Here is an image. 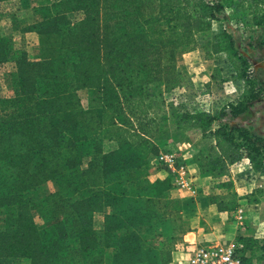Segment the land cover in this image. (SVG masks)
Instances as JSON below:
<instances>
[{
    "label": "trees",
    "instance_id": "trees-1",
    "mask_svg": "<svg viewBox=\"0 0 264 264\" xmlns=\"http://www.w3.org/2000/svg\"><path fill=\"white\" fill-rule=\"evenodd\" d=\"M236 1L51 4L49 15L31 27L39 37L40 58L31 60L25 53L15 57L18 90L0 100V264L12 259L22 264H145L156 258L162 228L179 212V201L167 192L169 180L141 179L160 151L155 139L161 131L151 115L149 89H167L181 81L177 56L211 32L226 8L246 13L252 26L264 29V0ZM75 13L80 18L72 21L69 16ZM206 44L208 56L235 50L227 31ZM8 59L0 38V64ZM240 65L235 78L244 90L229 105L232 116L246 112L259 98L247 88L251 73L245 59ZM202 117L207 122L201 133L211 138L216 158H205L210 167L201 168L200 174L222 176L229 166L248 160L264 177L262 139L227 124L211 129L217 119L195 116ZM105 137L115 144L108 152ZM48 181H56L58 190L43 199L48 221L39 228L30 211H41L24 194ZM129 182L130 191L125 186ZM208 197L219 212L232 211L237 204L233 190ZM144 226L148 234L141 235L138 228ZM120 231L124 233L116 238ZM176 232L168 238L173 251L169 243L158 250L160 264H170L176 244L182 243L185 232ZM115 239L117 244L111 242ZM237 242L245 264H264V241ZM113 248L117 252L105 254Z\"/></svg>",
    "mask_w": 264,
    "mask_h": 264
},
{
    "label": "rangeland",
    "instance_id": "rangeland-1",
    "mask_svg": "<svg viewBox=\"0 0 264 264\" xmlns=\"http://www.w3.org/2000/svg\"><path fill=\"white\" fill-rule=\"evenodd\" d=\"M57 1L59 0H6L0 2L1 46L3 54L7 53L8 60H14L20 53L27 54L31 60H38L40 58V45L36 48V46H30L29 43L24 42L25 35H29L25 31L30 26L41 23L49 15L51 4ZM205 1L211 4L222 3L224 5H228L231 2L237 3L236 0ZM69 18L72 21L78 20L80 14H70ZM218 18L219 21L214 24L211 32L198 36L193 46L183 49L177 56V66L181 74V81L175 85H171L167 89L161 85L150 87L149 89L151 115L158 121L159 130L161 131L156 137L155 142L159 145L160 151H175L178 146L182 145L180 150H185L184 158L189 175L196 178V182L192 183V188L196 190V193L191 194L187 190L178 189L171 178L151 167L153 158L150 160L149 167L141 179L146 178L151 183L156 180H169L170 189L167 192L173 199L179 201V212L173 213L163 226V235L159 238L161 243L157 244L158 247L154 252L156 258L146 260L145 264H160L157 254L158 250L165 247L168 243L170 244V250L173 251V244L168 238L173 234L174 229L177 230L176 235L193 229L198 216L196 214V203L206 201L207 197L212 193L225 196L227 192L240 186V176L232 171L236 169L233 167H239L244 161L229 166L227 174L225 173L222 176H215L211 173H199L201 168L210 167V164H204V159L210 158L213 160L216 158V153L212 149L211 138L201 133L206 126L207 119L205 117L198 119L195 116L209 114L214 119H217L212 124L211 129H216L230 122L229 105L234 104L244 90L242 81L235 78L241 69L240 64L244 59L251 73V81H249L247 88L252 87L255 94L259 97L263 95L258 104L259 109L255 117L257 120L252 123L258 129V132L264 133V60L255 61L257 63L250 62L236 50L217 56L206 55L207 40L211 39L214 35L220 34L222 31H227L229 28L235 29L238 32L237 35L242 41L243 48L248 49V47L254 46L253 42L258 37L253 34L248 35L245 32L252 25L251 17L247 16L246 13L229 14L227 10H223L218 15ZM32 35L34 40H36L34 34H30L29 37H32ZM28 42H30V39H28ZM261 43L264 47V37L261 39ZM15 75L16 71L12 62L0 64L1 101L12 97L15 93ZM80 96L82 100H85V92H81ZM3 107V105L0 106V111ZM261 119H263L262 125H259L258 122ZM262 126L263 128L261 129ZM103 144L105 152L115 148V144L107 137H105ZM241 176L242 179L247 178L248 185L250 186L243 193L244 196L249 197L248 200L252 202H259V198L264 196V189H260L261 187L258 189L257 187L260 184L259 180L248 174L244 177L241 173ZM125 186L130 191V182L126 183ZM57 190V182L48 181L24 194V198L30 204L37 205V209L41 211V213L33 209L30 211L34 223L39 228H43L48 221L46 205L42 201ZM228 199L229 197H225V201ZM207 212L206 210L202 214L209 217L210 215ZM3 218L4 215L0 213V230L3 229ZM96 220L101 222L103 218L98 215ZM227 222L231 223L230 220H227ZM138 231L141 235L148 234L147 226L139 227ZM227 232V234H224V240L219 243L200 244L202 246H210L236 242L237 238L235 239L236 241L232 240L234 237L232 236V230H228ZM123 233L120 231L115 237L117 238L118 236L120 238ZM260 241H264V239H260ZM111 242L117 244L116 239ZM104 251L105 254L111 255L117 252V248L105 249ZM244 257L250 258L249 254L244 255ZM8 264H22V261L12 259Z\"/></svg>",
    "mask_w": 264,
    "mask_h": 264
},
{
    "label": "crops",
    "instance_id": "crops-1",
    "mask_svg": "<svg viewBox=\"0 0 264 264\" xmlns=\"http://www.w3.org/2000/svg\"><path fill=\"white\" fill-rule=\"evenodd\" d=\"M227 13L234 14V11L232 9L226 8ZM32 26L27 28L25 32H28L25 35L26 38H24V42L29 43L30 46H36V48L39 46V37L36 32L31 31ZM229 34L232 35L234 41H235V50L242 56H244L247 60L250 62L257 63L255 61L258 60H264V47L261 43V39L264 37V29L259 27L250 26L245 30L246 34L250 35L253 34L257 36L254 40V46L248 47V49L242 47V41L238 37V32L235 29L229 28L227 30ZM30 34H34V37H36V40H34L33 35L32 37H29ZM28 39H30V42H28ZM249 41V39H248ZM36 42V43H35ZM221 55V54H219ZM217 56V55H215ZM263 58V59H262ZM257 59V60H255ZM6 62H12L14 64V69L16 71V86H14V91L18 90V78H17V69L14 60H8ZM262 77V76H260ZM263 79V78H262ZM264 80V79H263ZM263 97V95H262ZM262 97H259L255 101H253L250 105V107L247 109L246 112L238 115V116H232L229 113L230 122L227 124L229 127H236V128H245L247 129L252 135L262 139L264 141V133L258 132V129H256L255 125L252 123L253 121L257 120L256 113L259 109V101L262 99ZM263 119H261L258 123L259 125H262ZM263 126L261 127V129ZM264 131V130H263ZM182 146V145H181ZM179 146V147H181ZM185 151V150H184ZM239 167H233L236 168L233 170V173H236L240 176V186L234 188L233 192L236 194L237 198V204L234 207V209L240 207L243 209V216L246 219L245 225L242 228H237L234 224L227 222V220L231 217V210L230 211H224L219 212L215 205H212L209 203V197H207L206 201H201L200 203H196V214L197 220L194 223V227L191 230L186 231L184 234H182V242H189V243H203L204 245L207 244H214L219 243L220 241L224 240V234H227L228 230H232L234 236L232 238L233 241H236L239 238H253L255 240L264 239V196L262 198H259V202L257 201H250L248 200L249 197L244 196L243 193L246 192V189H248L250 186L246 179H242L241 173L245 177V175H249L252 177H256L260 182L258 189H264V177L260 176L257 172L254 171L252 168V165L248 160H243ZM191 177V176H190ZM196 182V178L194 176L191 177V183ZM259 192V191H258ZM196 193V190H195ZM263 194V193H259ZM255 199V198H254ZM208 200V201H207ZM208 211L207 213L210 215L209 217L204 216L202 213L204 211ZM232 224V225H230ZM226 236V235H225ZM237 242V241H236ZM179 255L174 256L175 259H177Z\"/></svg>",
    "mask_w": 264,
    "mask_h": 264
},
{
    "label": "built area",
    "instance_id": "built-area-1",
    "mask_svg": "<svg viewBox=\"0 0 264 264\" xmlns=\"http://www.w3.org/2000/svg\"><path fill=\"white\" fill-rule=\"evenodd\" d=\"M151 167L171 178L178 189L195 194L184 158V151L180 150L179 146L175 151H160L157 156L153 157ZM231 214L229 219L231 223L237 228L244 227L246 219L243 216V209L238 207L232 210ZM241 251L242 246L238 242L210 246H202L196 242H182L176 244L173 260L170 264H245L241 259ZM177 255L179 257L175 259L174 256ZM251 264H257V261L252 260Z\"/></svg>",
    "mask_w": 264,
    "mask_h": 264
}]
</instances>
